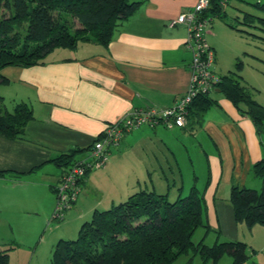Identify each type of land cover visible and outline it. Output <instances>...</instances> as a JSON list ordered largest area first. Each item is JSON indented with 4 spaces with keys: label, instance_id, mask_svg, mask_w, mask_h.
Returning a JSON list of instances; mask_svg holds the SVG:
<instances>
[{
    "label": "crops",
    "instance_id": "obj_1",
    "mask_svg": "<svg viewBox=\"0 0 264 264\" xmlns=\"http://www.w3.org/2000/svg\"><path fill=\"white\" fill-rule=\"evenodd\" d=\"M128 1L139 5L120 21L106 46L80 42L75 49L55 48L41 64L1 70L7 82L0 83V111H11L15 104L26 102L33 119L15 139L0 135V233L10 229L20 237L6 241L0 236V250L9 255L20 247L31 253L29 264L33 260L34 264H51L57 242L74 239L94 210L108 209L141 190L168 196L171 187L173 197L183 196L185 181L177 155L178 148L187 151L182 141L190 139L197 140L206 168L198 185L199 177L195 171L191 173L189 188L195 185L204 200L208 228L203 227L201 239L208 246L244 242L253 250L250 260L264 264V226L248 228L236 222L229 200L232 186L260 189L252 166L264 154L262 141L251 120L223 101L212 105L200 122L187 120L182 128L144 125L125 133L103 170L107 177L115 175L110 180L112 193L98 190L99 197L89 198L91 181L99 176L90 170L66 220L49 224L55 187L67 166L55 159L71 150L80 151L73 160L86 158L89 147L108 125L133 110L174 107L189 88L187 32L182 25L170 24L197 0ZM206 40L215 54L213 66L217 62L212 71L218 76L232 71L238 54L230 51L228 57L223 53L226 64L219 37L207 33ZM174 129L178 132L170 131ZM130 150L135 159L119 162Z\"/></svg>",
    "mask_w": 264,
    "mask_h": 264
},
{
    "label": "trees",
    "instance_id": "obj_2",
    "mask_svg": "<svg viewBox=\"0 0 264 264\" xmlns=\"http://www.w3.org/2000/svg\"><path fill=\"white\" fill-rule=\"evenodd\" d=\"M227 3L228 0H209L204 15L223 17ZM138 5L139 2L128 0H0V10L7 12L0 14V83L7 82L1 74L3 68L41 64L55 48L75 49L78 43L88 41L106 46L120 21ZM253 7L261 16L245 13L243 22H257L264 29V3ZM235 66L236 70L220 76L211 92L219 89L251 120L261 136L264 106L241 84L239 61ZM209 93L193 98L187 107V120L200 122L216 104ZM31 119L33 111L26 102L15 104L11 111H0V135L17 138ZM76 152L80 151L71 150L55 160L68 166ZM252 173L261 180L260 189L232 186L229 197L235 221L248 228L264 226V154L253 164ZM198 227L208 228L203 196L195 185L173 202L166 194L141 190L108 209L94 210L80 226L76 238L58 241L51 264H173L189 252L200 256V264H216L225 254L230 256V264H257L250 260L253 250L241 241L208 246L201 239L195 244L192 236ZM0 264H8L7 250H0Z\"/></svg>",
    "mask_w": 264,
    "mask_h": 264
},
{
    "label": "rangeland",
    "instance_id": "obj_3",
    "mask_svg": "<svg viewBox=\"0 0 264 264\" xmlns=\"http://www.w3.org/2000/svg\"><path fill=\"white\" fill-rule=\"evenodd\" d=\"M263 3H264V0H228L227 5H225L226 14L223 15V17L221 18L213 17L211 23L209 24V28H208V33H210V35L211 34L217 35V37H219L220 46L222 48V53H221V57L223 59L222 62L227 64V59L225 58L223 53L227 54L228 57H229L230 51H232V53L235 52V54H238V58L235 61H233V65L230 68H232L233 70L234 69L236 70L235 65L239 61L240 66H238V74L241 77L240 78L241 84L247 87L248 92L250 93V96H252V98L256 100L262 106H264V29L261 28L262 26L257 22L250 23L249 25L245 24L243 22V15L245 13H252L254 15L261 16L260 11L257 8H254L253 6L256 4L261 5ZM6 13H7L6 10L1 8L0 14L5 15ZM231 60L232 59H230V62H232ZM209 96L213 98L214 100H216L218 104H221V102L223 101L233 106V104L228 101V99L225 97V95L222 92H218V93L210 92ZM242 106L244 105L242 104ZM191 122H195V121H191ZM170 131L178 132V130H175V129L170 130ZM258 139L262 140V142H260V145L264 146V132L262 133L261 136H258ZM183 142L184 141H182V144L185 145L188 149L186 151L184 150L183 147L178 148L179 152H178L177 157H178L179 163H181V169H182L183 178L185 181L184 182V192L182 195H185L191 186V183H190V180H192L191 173L195 171L196 175L199 177V180L197 183L198 185L203 180V176L205 174L206 168H205L203 159L200 158V154L197 151V148H199L197 144V140H194V142H192V140L188 139L184 143ZM172 146L177 148V144L174 145V143H172ZM110 150H111V153L108 155V160H107L106 165L102 168L91 170L93 171L92 174L95 172H98L99 176L94 181H91L92 185L90 188L91 192H89L88 194L89 198L99 197L101 194L98 190H101L102 194L106 192V190H108V193L110 192L112 193L113 187L111 185L114 183L110 180L113 179L115 175H111L110 177H107L106 175L107 172L103 171L105 167L107 166V164L110 162L111 156L115 153L114 147L110 148ZM134 159H135V154L132 152V150H130L121 156L119 162L121 163L130 162ZM66 169H67V166L65 167L64 170ZM257 179L261 184V180L259 178ZM199 187H201V185H199ZM172 195H173V190L170 187L169 195H168V199L170 202H173L176 199L175 196L173 197ZM55 206H56V193H55L54 208L49 217V222H50L49 224H58V223L63 222V219L65 218L66 213L72 208L73 205L71 206V208L64 211L63 219L53 220L52 216L54 213ZM89 219L90 218L83 221V223L88 221ZM65 220L66 219H64V221ZM83 223H81V225ZM2 231L4 232L0 233L2 234L0 236L4 237L6 241L15 240V239L20 240V237L16 236L15 231H11L10 229H7V230L2 229ZM77 232L78 231H76V233ZM203 232H204L203 227H198L197 230L194 232L192 236V241L195 244L199 242ZM43 233L44 232L42 231L40 232L41 235H43ZM252 234L256 235V232H253ZM74 236H77V235H74ZM262 239L263 237L261 236L259 240H262ZM10 252H9L10 254L8 255V260H10L9 264H29L30 263L31 253H29L28 255L27 251L23 250V248L18 247V248L13 249ZM13 255H16V256L12 258ZM227 259H229L230 260L229 262L231 263L230 256L225 254L223 255L222 259L218 261L217 264H227L225 262L227 261ZM200 262H201V258L198 254L189 252L186 255L180 256L173 264H200ZM32 264H34V260L32 261Z\"/></svg>",
    "mask_w": 264,
    "mask_h": 264
},
{
    "label": "built area",
    "instance_id": "obj_4",
    "mask_svg": "<svg viewBox=\"0 0 264 264\" xmlns=\"http://www.w3.org/2000/svg\"><path fill=\"white\" fill-rule=\"evenodd\" d=\"M209 0H197L190 8L183 10L171 22L172 25L185 27L187 36L185 45L191 52L190 83L186 93L174 107L157 110H133L118 121L108 125L92 145L86 158L74 160L63 172L58 185L55 187L56 206L53 220L63 219L64 211L75 203L80 191V184L85 174L106 165L109 150L117 147L122 136L141 126L155 127L165 124L166 127H185L187 124V107L193 98L204 92H211L220 76L212 71L215 54L206 40L209 24L213 17L204 15Z\"/></svg>",
    "mask_w": 264,
    "mask_h": 264
},
{
    "label": "water",
    "instance_id": "obj_5",
    "mask_svg": "<svg viewBox=\"0 0 264 264\" xmlns=\"http://www.w3.org/2000/svg\"><path fill=\"white\" fill-rule=\"evenodd\" d=\"M215 92H219V89H215Z\"/></svg>",
    "mask_w": 264,
    "mask_h": 264
}]
</instances>
